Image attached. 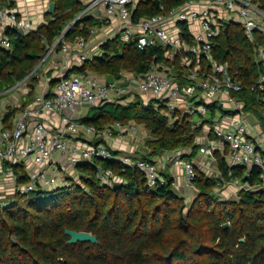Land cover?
Wrapping results in <instances>:
<instances>
[{
    "label": "built area",
    "instance_id": "obj_1",
    "mask_svg": "<svg viewBox=\"0 0 264 264\" xmlns=\"http://www.w3.org/2000/svg\"><path fill=\"white\" fill-rule=\"evenodd\" d=\"M140 1L84 0L83 10L55 44L46 46L41 59L44 63L48 57H55L63 68L37 66L0 94V207L15 196L70 186L73 181L69 177L79 176L78 164L112 160L114 151L120 152L118 160L144 174L150 189L163 184L160 172L167 159L182 170L185 188L193 187L198 166L221 184L235 185L237 192L264 189L263 10L254 0H189L168 11L160 5L159 14L135 20ZM81 18L96 23L89 36H96L97 41L90 44L77 38L72 44L64 42V35ZM230 22L241 27L258 66V77L248 90L236 80L227 63L213 58L215 39ZM38 26L24 13L0 4L1 48L12 47L8 30L18 35L21 31L24 36ZM182 26L188 29L190 41L183 37ZM115 37L124 42L133 40L139 50L159 46L164 60L152 63L143 75L123 72L119 79L112 80L89 71L68 72L94 58L101 45ZM59 42L61 46L56 49ZM176 67L182 70L179 75L174 73ZM31 90L33 95L29 97ZM245 91L251 100L237 96ZM138 96L155 100L167 112L198 115L195 127L200 133L195 144L198 155L206 161L183 160L182 155L189 150L166 152V158L162 155L152 161H132L122 156V151L131 141L146 140L142 125L113 122L97 129L79 122L82 110L104 104L125 105ZM216 154L228 167L245 168L247 178L256 169L258 179L249 182L231 177L225 182L219 171L213 170ZM21 176L26 179L23 183L18 182ZM97 176L109 186L120 183L111 170L97 167Z\"/></svg>",
    "mask_w": 264,
    "mask_h": 264
},
{
    "label": "trees",
    "instance_id": "obj_2",
    "mask_svg": "<svg viewBox=\"0 0 264 264\" xmlns=\"http://www.w3.org/2000/svg\"><path fill=\"white\" fill-rule=\"evenodd\" d=\"M83 0H50L55 13L33 32L24 36L13 30L7 34L12 47H0V94L21 81L38 66L46 52L65 28L83 10ZM189 0H141L134 12L135 20L159 14ZM264 12V0H254ZM8 9L12 0H0ZM96 23L81 18L64 35L63 41L89 38ZM183 37L188 29L182 26ZM213 58L227 63L230 72L247 90L258 77V66L249 40L233 22L227 32L215 39ZM114 42V43H113ZM61 43L56 44L59 49ZM157 46L145 50L135 42L119 37L107 40L100 52L73 73L89 71L112 80L123 72L143 75L152 63L164 60ZM41 68V66H40ZM177 75L181 68L174 70ZM33 95V90L29 97ZM250 99L248 91L237 95ZM156 102V101H153ZM144 105L140 100L125 105L104 104L90 108L79 122L102 129L113 122L134 121L152 136L145 141L146 151L131 157L132 161H152L166 152L189 150L182 158L191 160L198 154L195 138L200 129L181 111L161 113L165 106ZM173 121V122H172ZM96 160L77 165L79 179L70 186L48 192L15 196L0 207V264H264V191H239L234 200H224L216 189L225 185L195 167L193 187L196 194L190 202L174 190V179L161 173L163 184L150 189L144 174L134 165L118 160ZM216 169L225 182L231 177L254 182L258 171L249 178L245 168L228 167L216 154ZM97 167L111 170L119 184L109 186L97 176ZM246 171V170H245ZM26 179L18 177V182ZM228 226L223 228V225ZM88 232L98 243L68 244L65 230Z\"/></svg>",
    "mask_w": 264,
    "mask_h": 264
},
{
    "label": "crops",
    "instance_id": "obj_3",
    "mask_svg": "<svg viewBox=\"0 0 264 264\" xmlns=\"http://www.w3.org/2000/svg\"><path fill=\"white\" fill-rule=\"evenodd\" d=\"M12 1L14 2V7L12 9L17 10L18 12L24 13L34 25L47 24V21L51 18L50 17L47 20L45 19L46 16L49 15L47 12L48 10L46 11L45 9L46 8L45 6L47 2L50 3V0H12ZM83 1H82V5H83ZM87 41L90 44H92V42L97 41V39H95L94 36H89ZM66 42L69 44H72L74 41L73 42L66 41ZM38 66H39L38 68H40V66L41 68H63V65L55 57H48L44 63H41L40 61ZM75 67L77 66H73L72 69ZM71 72L72 70H70V73ZM88 111L89 109L82 110V112L80 113L78 117L79 120L84 118L87 115ZM182 159L187 160V161L203 159L204 162L206 161V159H204L202 156H199L198 154L192 157L191 160H188L186 158H182ZM163 169L164 170L166 169L171 174V177L174 179L175 186L180 185V184L182 186L183 184L182 170L178 166H175L173 163L169 167L166 165ZM182 196L185 197V191L182 192Z\"/></svg>",
    "mask_w": 264,
    "mask_h": 264
},
{
    "label": "rangeland",
    "instance_id": "obj_4",
    "mask_svg": "<svg viewBox=\"0 0 264 264\" xmlns=\"http://www.w3.org/2000/svg\"><path fill=\"white\" fill-rule=\"evenodd\" d=\"M51 17V15L49 16H46V20L47 19H49ZM95 39H97V37L95 36ZM114 43V42H113ZM141 101L142 103H144V105H147V104H149V102H153V101H155V100H153V99H149V98H143V97H140V96H138V97H136L135 99H134V101L135 102H137V101ZM128 104V103H127ZM165 105V104H164ZM152 106H155V107H158V106H160L157 102H153V104H152ZM159 108V107H158ZM161 108H163V107H161ZM160 108V110H161V113L162 114H165L166 116H168L167 115V109H161ZM180 109L181 110H183V108L182 107H180ZM184 115H187L190 119H191V122L195 125L196 124V121H198L199 120V116L198 115H196V114H193V115H188V114H185V113H183ZM173 122V121H172ZM206 124H208V122H206ZM209 125V124H208ZM145 133H146V136H147V138H146V140L145 141H147V140H150L151 138H152V136H151V134H150V132L148 131V130H146L145 129ZM145 141L144 142H139V141H131V142H129L128 143V148H127V150L126 151H122V156H129V157H133V156H136V155H140L141 153H143V152H145L146 151V149H145ZM132 150V151H131ZM162 157H165L166 158V156H165V153L163 154V156ZM173 164V162L171 161V160H169V159H167L166 161H165V166L167 165L168 167L170 166V165H172ZM164 166V167H165ZM213 170H216V167H215V165L213 166ZM79 173V172H78ZM160 173H166V174H168V175H170L171 176V174L165 169H162L161 170V172ZM79 174H81V172L79 173ZM246 174V171L244 170V174H243V176ZM69 178H71L72 179V181L73 182H77L78 181V179H79V176H78V178H74V177H69ZM68 181H70V180H68ZM183 185L181 186V184L180 185H174V190L179 194V195H182V192L183 191H185V201L186 202H190L191 200H192V197H194V195L196 194V190H195V188L194 187H192V188H185V187H183ZM237 187L235 186V185H230V184H225V185H223V186H221V187H219V188H217L216 189V194L219 196V197H221L222 199H224V200H234V199H236V194H237Z\"/></svg>",
    "mask_w": 264,
    "mask_h": 264
},
{
    "label": "water",
    "instance_id": "obj_5",
    "mask_svg": "<svg viewBox=\"0 0 264 264\" xmlns=\"http://www.w3.org/2000/svg\"><path fill=\"white\" fill-rule=\"evenodd\" d=\"M47 12L51 16L54 15L55 4L53 2L49 3ZM227 29H228V24L225 25L224 32H227ZM19 33L21 35L23 34L21 31ZM68 72H70V71H68ZM116 78L119 79V76H117ZM263 191H264V189L259 190V192H263ZM227 226L228 225L225 224V225H223V228H225ZM64 233L69 238V240L67 242L68 244L86 243V242L91 243V244H97L98 243L97 238L88 232H76V231L66 229Z\"/></svg>",
    "mask_w": 264,
    "mask_h": 264
}]
</instances>
